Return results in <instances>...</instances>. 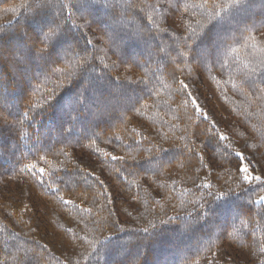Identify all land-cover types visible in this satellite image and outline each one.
Here are the masks:
<instances>
[{"label":"trees","instance_id":"obj_1","mask_svg":"<svg viewBox=\"0 0 264 264\" xmlns=\"http://www.w3.org/2000/svg\"><path fill=\"white\" fill-rule=\"evenodd\" d=\"M238 152L264 0H0V264H264Z\"/></svg>","mask_w":264,"mask_h":264},{"label":"snow or ice","instance_id":"obj_2","mask_svg":"<svg viewBox=\"0 0 264 264\" xmlns=\"http://www.w3.org/2000/svg\"><path fill=\"white\" fill-rule=\"evenodd\" d=\"M88 43H91V41H88ZM181 86L185 89L188 87L187 85L183 84V82H181ZM191 103L193 105H196L197 111H200V107H199L197 100L195 98H192ZM220 139L223 140V139H225V137L221 136ZM236 156L238 157V163L236 166V171L238 174H241V173L243 174L242 180L246 181V182H252L255 180V181H259L260 184H264V179H262L260 176L252 175V173L250 171L251 161L245 162L247 158L244 157V155L242 153L238 152V153H236ZM112 159H116V157H112ZM33 167H35V166L33 165ZM254 170L255 169H252V171H254ZM40 171L43 172L44 169H40ZM100 183H101V185H103V181H100ZM260 200L264 201V196H261Z\"/></svg>","mask_w":264,"mask_h":264}]
</instances>
